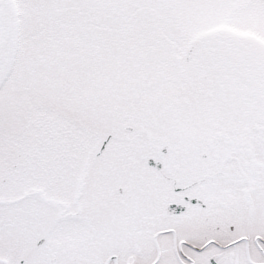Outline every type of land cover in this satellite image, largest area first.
Returning <instances> with one entry per match:
<instances>
[{"label": "snow or ice", "instance_id": "obj_1", "mask_svg": "<svg viewBox=\"0 0 264 264\" xmlns=\"http://www.w3.org/2000/svg\"><path fill=\"white\" fill-rule=\"evenodd\" d=\"M0 264H264V0H0Z\"/></svg>", "mask_w": 264, "mask_h": 264}]
</instances>
